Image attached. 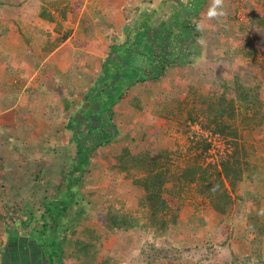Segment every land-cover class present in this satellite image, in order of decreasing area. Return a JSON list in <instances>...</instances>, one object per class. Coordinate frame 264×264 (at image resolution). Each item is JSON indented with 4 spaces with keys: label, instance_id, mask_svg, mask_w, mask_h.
I'll list each match as a JSON object with an SVG mask.
<instances>
[{
    "label": "rangeland",
    "instance_id": "374dc122",
    "mask_svg": "<svg viewBox=\"0 0 264 264\" xmlns=\"http://www.w3.org/2000/svg\"><path fill=\"white\" fill-rule=\"evenodd\" d=\"M118 1L123 5L122 26L113 28L111 25L97 30L103 31L102 43L84 42L79 28L62 26L57 31L65 38L73 32L78 37L74 40L77 59L71 62L72 76L66 77L71 83L68 85L65 78L60 86L63 96L72 104V111L80 107L82 97L94 86L101 62L107 58L111 46H121L128 38H133L134 33L153 29L173 18L172 5L171 8L164 5L152 10V0ZM251 1L248 0L240 16L237 7L233 11L229 7V19L225 11L227 6L218 7L222 14L215 17V22L209 21V18L213 19L209 14L187 16V23L196 28V39L191 48L173 46V57L178 60L167 69L175 66L177 69L168 75V79H163L166 69L159 80L153 81L156 82L153 85L160 83V86L141 89V97H134L127 105L133 109V114L126 116L122 108L119 117H113L118 131L116 139L91 155L79 186L82 199L78 206L69 207L64 214L65 218L72 217L77 209L84 210L77 224L72 225L76 227V234L67 233L64 264H101V260L107 258L109 264H264V234L257 236L256 230L250 228L253 219L259 227H264V11L249 16L247 7ZM255 2L261 4V0ZM70 3L74 6L73 12H78L77 16L86 6L87 13L84 11L83 14L88 16L89 10L100 6L101 0H56L54 5L67 8ZM262 4L264 6L263 1ZM46 5L49 9L51 4ZM107 9L113 8L108 4ZM56 15L61 20L60 13ZM167 25L164 24L163 29H167ZM95 50L102 52L103 57L95 59L92 55ZM182 50L186 53L184 56L180 54ZM63 63L68 66L70 62ZM235 83L257 88L253 92L263 107L257 109L258 114L253 120L241 121L249 118L250 113L246 117L238 109L232 93ZM151 91L160 96L155 99L149 93ZM209 98L222 101L224 124L237 129L239 144L252 155L248 159L249 166L257 169L250 178L238 184L225 215L214 212L208 200L195 192L194 185L179 188L176 180L186 168L217 166L232 151L231 137L205 128L207 120L202 112ZM162 99L165 101L160 102ZM61 111L57 119L61 120L60 125L51 126L56 128L55 139L45 142L44 157H34L36 149L31 148L30 156L22 159L33 164L32 169L21 173L11 157H0V163L6 168L4 190L0 194V230L5 233L1 246L8 230L20 234L26 228H38L47 202L64 189L74 144L64 129L71 112ZM203 144H208V148L203 149ZM123 148L138 161H158V170L166 172L163 194L169 206L166 219L174 220V223L170 221L164 233L153 227L143 228L148 212L140 207L142 191L132 182L143 175L145 166L131 167L128 172L113 168L116 166L114 158ZM37 160L40 161L39 168ZM126 164L130 166L131 163ZM247 192L250 198L246 196ZM111 206L116 212H125L138 220L140 228L116 234L106 231L105 214ZM31 214L32 218L29 217ZM85 229L99 237L98 257L94 262L86 261L81 254L77 257L72 254V243L76 239L89 241ZM256 237L261 243L253 245Z\"/></svg>",
    "mask_w": 264,
    "mask_h": 264
},
{
    "label": "trees",
    "instance_id": "16d2710c",
    "mask_svg": "<svg viewBox=\"0 0 264 264\" xmlns=\"http://www.w3.org/2000/svg\"><path fill=\"white\" fill-rule=\"evenodd\" d=\"M8 1L0 0V3ZM191 1L196 3V6L192 8L181 4L180 9L183 8L181 14H176L173 20L184 31L175 38V41L174 39L168 40L171 33L168 28L163 29L164 24H168L167 21L159 23L153 29L147 28L144 32L134 33L133 38H128L123 45L110 47V53L101 62L100 72L94 86L84 94L79 108L72 111L71 102L66 100L63 103V111L71 112L64 124V129L70 134V139L74 144V153L70 162V170L65 177L64 189L57 197L47 202L40 216L38 228L30 230L26 228L20 234L14 230L7 231L6 241L0 248V264H64L63 247L67 233L69 232L71 236L76 234V227L72 225L77 224L84 210L77 209L72 217L66 216L65 218L64 214H67L69 207L76 204L78 206V201L82 199L79 186L86 174L91 155L103 146L111 144L117 137L118 131L113 122V109L132 85L157 81L164 75L167 67L178 60L173 57V46L189 45L194 40L196 28L191 24H186L187 16H195L202 1ZM49 3L55 4V2ZM39 16L52 21L51 14L44 7L41 8ZM93 71L95 72L94 69ZM254 89L239 83H235L232 88L238 109L246 117L250 113L249 118H243L242 122L253 120L258 114L257 109L263 107L262 101L253 92ZM222 110L224 108L220 99L209 98L202 116L207 120L205 128L232 138L231 153L221 159L217 166L186 168L176 177V180L179 188L194 185L195 192L208 200L214 212L225 215L232 205V195L236 193L238 184L245 178H250L257 169L256 166L250 168L248 159L252 155L239 144L237 129L224 124ZM189 119L193 120L190 117ZM208 146V144L204 145L203 149ZM114 161L116 166L113 168L125 172H128L131 167L145 166L142 170L143 175L133 179L132 182L133 186L142 191L139 200L140 207L148 212L147 223L143 228L153 227L162 231L161 233L166 232L167 225L170 221L174 223V220L166 219L169 206L163 194L166 191L167 177L165 171L158 170V161H138L131 156L127 148H123L115 156ZM128 162L131 163L130 166L125 165ZM246 196L250 198L251 195L247 192ZM116 211L111 206L105 214V229L110 234L132 232L140 228L138 220L125 212ZM29 217L32 218V214ZM251 223L253 224L250 228L256 230L257 236L264 234V227H259L255 219ZM84 231L89 235V241L76 239L72 243L74 245L72 254L73 257L81 254L86 261L94 262L98 257L99 237L93 231L86 229ZM252 243L257 245L261 241L256 237ZM109 261L108 258L103 259L101 264H109Z\"/></svg>",
    "mask_w": 264,
    "mask_h": 264
},
{
    "label": "crops",
    "instance_id": "0c3cea01",
    "mask_svg": "<svg viewBox=\"0 0 264 264\" xmlns=\"http://www.w3.org/2000/svg\"><path fill=\"white\" fill-rule=\"evenodd\" d=\"M201 1L197 11L198 17L209 14L214 6V0ZM254 1L252 0L247 7L249 16L255 15L258 11L262 13L264 11L262 4L264 0H261L260 5H257V2L254 4ZM49 2H56V0H9L6 3H0V157H11L21 173L34 167L33 164L22 160L30 156V149H36L34 157L43 158L47 149L44 148L45 142L55 139L56 128L51 126L60 125L61 120L57 119L61 116L60 111L63 110L62 102L66 101L62 94L61 81L64 82L66 77L72 76L73 63L71 62L77 59L74 40L77 41L75 37H78L73 32L65 38L57 31L62 26L75 30L79 28L82 30L80 31L81 39L93 44L103 42V31L97 30L109 28L111 25L113 28L122 26L121 7L123 5L118 0H101L100 6L89 10L88 16L83 14L84 11L87 13L86 6L82 7L77 16L78 12L76 14L73 12L74 6L71 3L67 8L50 5L48 9L46 3ZM172 3H178V1L152 0L150 9L157 10L155 8H162L164 5H170L171 8ZM108 4L112 6V10L107 9ZM178 4L189 5L192 8L196 6V3L191 0H181ZM221 6L224 8L227 6L225 11L228 12L229 19L230 8L232 11L235 10L236 0H225ZM42 7L51 14L52 21L39 16ZM219 9L216 8L217 15L221 13ZM59 13L61 20L57 19L59 16L56 14ZM217 15L211 16L213 19L209 18V21L215 22ZM92 55L95 59L103 57L102 52L96 50ZM65 61L70 62L68 66H64ZM174 69L177 67L167 69L163 79H168V75ZM67 72L70 73L66 75ZM70 83L71 80L67 82L68 85ZM153 83L156 82L147 81L131 87L124 95V100L121 99L115 105L114 116L118 118L122 108L126 116L133 114V109L127 106L129 101L134 97H141L143 93L140 92L141 89L151 90V86L161 85L160 83L153 85ZM149 93L155 99L160 96L153 91ZM162 101L165 100L162 99L160 102ZM121 103L124 105L121 106ZM37 161L36 165L39 168L40 161ZM0 172L2 173L0 194H2L5 164L0 163ZM4 237L5 233L0 230V247Z\"/></svg>",
    "mask_w": 264,
    "mask_h": 264
},
{
    "label": "flooded vegetation",
    "instance_id": "af4514ba",
    "mask_svg": "<svg viewBox=\"0 0 264 264\" xmlns=\"http://www.w3.org/2000/svg\"><path fill=\"white\" fill-rule=\"evenodd\" d=\"M181 0H178V3L180 2ZM178 3H172L171 5H172V10H171V15L172 16H174L172 19H170V20H166L167 22H168V25L167 26H169L168 27V31L171 33V35H169L168 36V40H173L174 39V41H175V38L178 36H180L182 33H184V31H183V29L181 28V27H179V25H176L175 23H173V20H174V18H175V15L176 14H181V9H183L182 7H181V9H178L179 7H180V4H178ZM177 5H179L178 7H177ZM171 24H174V25H171ZM186 24H187V22H186ZM158 26V25H157ZM166 26V27H167ZM178 32V33H177ZM194 38V40L192 41V42H190V44L189 45H186V44H183V45H181L180 46V48H182V47H188V48H191V46L193 45V43L195 42V39H196V33H195V37H193ZM123 45V44H122ZM183 49V48H182ZM127 50V49H126ZM125 51V50H124ZM180 54H182V56H184L186 53H184L183 52V50L182 51H180Z\"/></svg>",
    "mask_w": 264,
    "mask_h": 264
},
{
    "label": "built area",
    "instance_id": "2783aa9c",
    "mask_svg": "<svg viewBox=\"0 0 264 264\" xmlns=\"http://www.w3.org/2000/svg\"><path fill=\"white\" fill-rule=\"evenodd\" d=\"M248 0H237L236 7H237V13L238 16L242 15L241 13L244 11V7Z\"/></svg>",
    "mask_w": 264,
    "mask_h": 264
},
{
    "label": "clouds",
    "instance_id": "9594fccd",
    "mask_svg": "<svg viewBox=\"0 0 264 264\" xmlns=\"http://www.w3.org/2000/svg\"><path fill=\"white\" fill-rule=\"evenodd\" d=\"M222 3H223V0H214V6H213V9L210 10L209 15H210V16H215V15H217L216 8L219 7V6H221ZM220 14H222V13H220Z\"/></svg>",
    "mask_w": 264,
    "mask_h": 264
}]
</instances>
